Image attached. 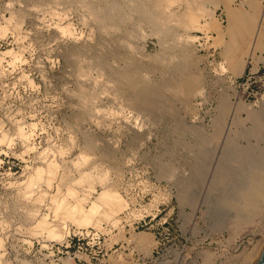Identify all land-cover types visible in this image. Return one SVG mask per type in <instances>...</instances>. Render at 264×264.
Returning <instances> with one entry per match:
<instances>
[{
	"label": "rangeland",
	"instance_id": "1",
	"mask_svg": "<svg viewBox=\"0 0 264 264\" xmlns=\"http://www.w3.org/2000/svg\"><path fill=\"white\" fill-rule=\"evenodd\" d=\"M47 1L0 0V264H244L264 240V0H59L63 36Z\"/></svg>",
	"mask_w": 264,
	"mask_h": 264
},
{
	"label": "bare ground",
	"instance_id": "2",
	"mask_svg": "<svg viewBox=\"0 0 264 264\" xmlns=\"http://www.w3.org/2000/svg\"><path fill=\"white\" fill-rule=\"evenodd\" d=\"M32 1V0H31ZM132 1V0H131ZM10 2V1H9ZM8 2V3H9ZM60 1L59 0H49V2L47 1L46 3H43V4H45V5H47V9L46 10H43V12L42 13H44V14H46L50 19H48V20H51L52 22H51V25L53 26V27H55L57 30H59L60 32L59 33H61L62 35L61 36H63L65 33H67L66 32V30H67V28H65L64 29V27H62L63 25H62V23L60 22L61 21V17H62V15L59 13H57L56 12V9H55V7H57V6H59L60 5V3H59ZM79 2V1H78ZM8 3H6L7 5H8ZM59 3V5H57ZM81 4H80V8H83V7H86V10L88 9L87 8V5L85 6V4H84V6H83V4H82V2H80ZM9 4H11L12 5V3L10 2ZM33 4V3H32ZM79 4V3H78ZM40 5H42V4H40ZM9 7V6H8ZM8 7L6 6V8L8 9ZM39 7V5H31L30 6V8L28 7V9L31 11V13H32V18H33V20H35V21H37V22H40L41 20L43 21V18H45V16L43 17L42 15V13L41 14H39V12H37V11H40V10H42L41 8L39 9L38 8ZM44 7V6H43ZM46 7V6H45ZM78 7V6H77ZM58 8V7H57ZM67 9V8H66ZM77 9V8H76ZM85 9V8H84ZM9 10V9H8ZM60 10H62V9H60ZM83 10V9H82ZM63 11H65V10H63ZM130 11V10H129ZM83 12H84V10H83ZM90 12V11H89ZM85 13L87 14L88 13V10H87V12L85 11ZM110 13V12H109ZM67 14V13H66ZM83 14V13H82ZM61 15V16H60ZM83 16H85V14H83ZM89 16V15H88ZM93 16V15H92ZM92 16L90 15L89 17H91L92 18ZM42 17V18H41ZM96 18V17H95ZM129 18V17H128ZM97 19V18H96ZM82 20V19H81ZM92 21V20H91ZM95 21V20H94ZM42 23H44V22H42ZM37 24V23H36ZM67 24V23H66ZM103 28V27H102ZM108 28V27H107ZM110 28V27H109ZM69 29V28H68ZM106 29V28H105ZM104 30V29H103ZM106 32V31H105ZM69 35V34H68ZM70 36V35H69ZM56 38H58V37H56ZM54 40V39H53ZM123 40V39H122ZM109 43V42H108ZM104 44H106V43H104ZM109 45V44H108ZM108 45L107 46H102L101 47V49H100V47H98L99 49H100V51H103V49H106V47L108 48ZM97 46V45H96ZM131 46V45H130ZM86 47V46H85ZM129 47V46H128ZM96 49V48H95ZM131 49V48H130ZM82 50V49H81ZM97 50V49H96ZM83 52V51H82ZM86 52V51H85ZM105 52H107V51H105ZM76 53V52H75ZM89 54V53H88ZM95 54V53H94ZM97 54V53H96ZM105 54V53H104ZM111 55V54H110ZM92 56H87V55H85V54H75V57H74V61L76 62V65H77V68L75 69L76 70V72H74L75 74H76V77H79L80 78V80H81V78L83 77L82 75V73H81V71H85V69L83 68L84 66H86V67H90L91 68V70H92V67H91V65H93V62L95 63V61H93V59L91 58ZM114 57V56H113ZM96 59V58H95ZM93 61V62H92ZM118 61V60H117ZM118 62H116V59H112L111 58V61H110V63L108 64L111 68L113 67V69H114V67L116 66H118V64H117ZM245 64V63H244ZM244 64H242V65H244ZM94 67H95V69L97 70H92V71H95V75H96V72H98V74L100 75L99 76V78L101 77V75H102V73L103 72H101V71H105L104 70V68L102 69L101 67H99L98 65H97V63H96V65H94ZM244 67V66H243ZM83 68V69H82ZM111 68H110V70H111ZM88 69V68H87ZM94 69V68H93ZM90 69H88V72H90L89 71ZM87 71V70H86ZM86 71L84 72L85 74H86ZM84 74V75H85ZM88 74V73H87ZM113 74V73H112ZM68 75V74H67ZM90 75H91V73H90ZM109 75L110 76H112L110 73H108L107 72V76L108 77H106L107 78V81H106V83H104V85L105 84H108L110 81L112 82V83H114V85H115V82H114V80L111 78V77H109ZM103 76V75H102ZM105 76V75H104ZM87 77H89L88 75H87ZM87 77H85V78H87ZM93 77H94V75H93ZM67 78V77H66ZM85 78H82V79H85ZM96 78V77H95ZM95 78H94V80H95ZM98 77H97V81H98V79H99ZM91 80V79H90ZM93 80V79H92ZM95 80V81H96ZM100 80H101V78H100ZM71 81V80H70ZM69 81V82H70ZM88 81V80H87ZM95 81H92V82H95ZM118 81V80H117ZM116 81V82H117ZM103 82H105V81H103ZM97 83H100V82H97ZM102 83V82H101ZM118 83V82H117ZM66 84H67V81H66ZM66 84H65V86H66ZM69 84V83H68ZM67 84V85H68ZM93 84H96V83H93ZM103 85V84H102ZM63 86H64V84H63ZM98 86H100L99 84H98ZM97 86V87H98ZM113 86V85H112ZM66 87H69V86H66ZM79 87H81V86H79ZM91 87H94V86H91ZM90 87V88H91ZM95 87H96V85H95ZM103 87V86H102ZM102 87H101V89L99 88V90L101 91V90H103L102 89ZM106 87V86H105ZM62 88V90L64 91V89H66V88H64L63 89V87H61ZM84 88V87H83ZM104 88V87H103ZM106 88H108V87H106ZM67 89H69V88H67ZM111 89V88H110ZM81 90H83V89H81ZM87 90V89H86ZM91 90V89H90ZM95 90V89H94ZM116 90H118L117 89V87H116ZM65 91H67V90H65ZM71 91V90H70ZM72 91H74V90H72ZM84 91V90H83ZM83 91L82 92H80V93H82L83 94ZM109 91V90H108ZM107 91V92H108ZM76 92V91H75ZM88 92H92V91H88ZM103 92V91H102ZM106 92V93H107ZM118 92V91H117ZM63 93V92H62ZM66 93V92H65ZM80 93H78V94H80ZM93 93V92H92ZM98 93V92H97ZM103 93H105V91L103 92ZM102 93V94H103ZM109 93V92H108ZM108 93H107V95H108ZM111 93V92H110ZM75 94V93H74ZM85 94H88V93H85ZM81 95V94H80ZM92 95H94V94H92ZM100 95H101V93H100ZM110 95V94H109ZM75 96V95H74ZM82 96V95H81ZM83 96H85L84 98H80V99H84V100H82V102H85L86 100H85V98H86V96H90V95H83ZM111 96V95H110ZM113 96L116 98V96H117V94L116 93H114L113 94ZM73 97V96H72ZM79 98V97H78ZM90 98H92L91 96H90ZM95 98V97H94ZM93 98V99H94ZM97 98V97H96ZM121 98V97H120ZM118 99V98H117ZM122 99H123V97H122ZM118 100L119 102H124V99L123 100ZM132 99V98H131ZM115 100V99H114ZM91 101H92V99H90V103H91ZM116 101V100H115ZM117 101V102H118ZM78 102V101H77ZM81 102V103H82ZM88 102H89V100H88ZM88 102H86V103H88ZM127 103V102H126ZM92 104V103H91ZM85 105V104H84ZM89 105V104H88ZM81 106V105H80ZM84 107V106H83ZM248 112V111H247ZM196 131V130H195ZM196 133V132H195ZM194 133V131L192 132H190V130L188 131V134L187 135H189V134H195ZM201 134V132L199 131V134H198V131H197V133L195 134V136L196 135H200ZM206 135V134H205ZM204 138V137H203ZM25 139V138H24ZM200 139V138H199ZM196 140V139H195ZM30 147V146H29ZM47 162V161H46ZM50 163V162H49ZM48 163V164H49ZM54 165V164H53ZM94 166H96V162H95V165ZM98 166V165H97ZM94 168V167H93ZM100 168V167H99ZM90 171V170H89ZM249 187H251V186H249ZM247 195V194H246ZM62 203V202H61ZM61 203H59V204H61ZM58 204V205H59ZM62 205V204H61ZM92 207V206H91ZM90 207V209H88V207H87V211H92V208ZM59 208V206H57V209ZM60 208H62L61 206H60ZM74 208V207H73ZM73 208H72V210H73ZM57 209H55V210H57ZM81 211V210H80ZM87 213V212H86ZM90 213V212H89ZM87 215H89L88 213L87 214H85V212L83 213V216L84 217H86ZM88 217V216H87ZM82 218V220L81 219H78L79 221L78 222H80L81 224L83 223V221L84 220H86V219H84L83 217H81ZM88 219H89V217H88ZM87 221V220H86ZM85 222V221H84ZM84 224V223H83ZM264 239V238H263ZM258 243H260V242H258ZM257 243V244H258ZM264 243V240L260 243V245H258V247L257 248H255L254 247V249L252 250L254 253H251L252 255H249L248 257H246L247 259H245V260H247V261H244L243 263L245 264H251V262L253 261V259H254V257L256 256V254L258 253V251H259V249L261 248V246H262V244ZM256 249V250H255ZM252 256V257H251Z\"/></svg>",
	"mask_w": 264,
	"mask_h": 264
},
{
	"label": "built area",
	"instance_id": "3",
	"mask_svg": "<svg viewBox=\"0 0 264 264\" xmlns=\"http://www.w3.org/2000/svg\"><path fill=\"white\" fill-rule=\"evenodd\" d=\"M263 3H264V1H263ZM258 27L261 28V30L264 31V4H263V9L261 11L260 20L258 22ZM202 36L205 38L204 41H207L209 39L208 32H203L202 33ZM202 44H204V42H202ZM207 47L209 48L210 46L208 45ZM248 62H250V61L248 60ZM244 71L242 72V74H245V75H252L253 74V71H251V68H249L248 70H246V72H244Z\"/></svg>",
	"mask_w": 264,
	"mask_h": 264
},
{
	"label": "water",
	"instance_id": "4",
	"mask_svg": "<svg viewBox=\"0 0 264 264\" xmlns=\"http://www.w3.org/2000/svg\"><path fill=\"white\" fill-rule=\"evenodd\" d=\"M251 264H264V243L262 244L261 248L259 249L258 253L254 257Z\"/></svg>",
	"mask_w": 264,
	"mask_h": 264
}]
</instances>
